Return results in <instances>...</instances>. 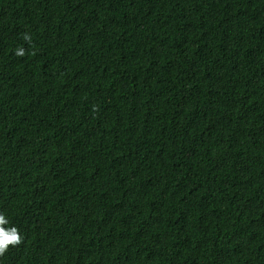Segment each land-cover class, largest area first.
<instances>
[{
  "label": "trees",
  "instance_id": "16d2710c",
  "mask_svg": "<svg viewBox=\"0 0 264 264\" xmlns=\"http://www.w3.org/2000/svg\"><path fill=\"white\" fill-rule=\"evenodd\" d=\"M0 216V264H264V0H0Z\"/></svg>",
  "mask_w": 264,
  "mask_h": 264
},
{
  "label": "clouds",
  "instance_id": "9594fccd",
  "mask_svg": "<svg viewBox=\"0 0 264 264\" xmlns=\"http://www.w3.org/2000/svg\"><path fill=\"white\" fill-rule=\"evenodd\" d=\"M24 40L28 41L30 37L25 34ZM16 55L22 56L24 55V49L19 48L16 50ZM4 217L0 216V220H3ZM21 237L18 234V231L16 228H11L7 231L0 229V254H3L6 250L8 245H17L20 243Z\"/></svg>",
  "mask_w": 264,
  "mask_h": 264
}]
</instances>
